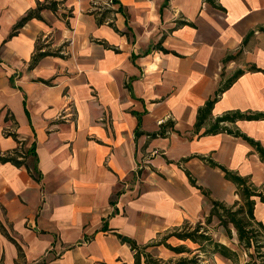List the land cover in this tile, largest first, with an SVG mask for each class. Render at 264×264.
<instances>
[{
  "label": "crops",
  "instance_id": "0c3cea01",
  "mask_svg": "<svg viewBox=\"0 0 264 264\" xmlns=\"http://www.w3.org/2000/svg\"><path fill=\"white\" fill-rule=\"evenodd\" d=\"M43 1L0 0V153L34 143L41 173L36 180L25 165L0 161V264H134L119 234L155 258L175 259L164 243L149 244L210 207L185 173L214 168L199 157L264 185V161L248 142L202 134L226 112L264 114V0H55L56 10L43 9L11 36ZM37 47L61 55L30 67ZM237 70L195 133L198 108ZM167 121L197 135L195 143L161 129ZM221 125L264 147V117ZM177 144L181 159L194 156L178 172L163 157L141 159ZM139 165L142 183L134 181ZM156 169L167 179L156 180ZM255 216L264 224L259 199ZM229 228L231 236L215 240L237 251L236 260L213 253L201 264H250Z\"/></svg>",
  "mask_w": 264,
  "mask_h": 264
},
{
  "label": "trees",
  "instance_id": "16d2710c",
  "mask_svg": "<svg viewBox=\"0 0 264 264\" xmlns=\"http://www.w3.org/2000/svg\"><path fill=\"white\" fill-rule=\"evenodd\" d=\"M114 2H118V0H112ZM212 5L216 6L215 0H207ZM58 5V1L55 0H44L43 2H38L36 7L29 10L23 17H21L13 26L10 35H15L19 28H21L28 20L32 18H41V11L43 9H51L56 10ZM100 21V20H99ZM262 30L264 28L261 27ZM42 47H37V50L33 54L30 67H33L38 60L45 56V55H61L58 51L52 52L48 50H41ZM252 69H257L255 66H251ZM243 72V70H237L235 73L228 78V80L221 84L217 93L214 97L209 98L203 106L199 107L196 114V120L194 123V132L199 133L201 127L205 124V121L211 114V110L215 101L217 100V95L220 94L224 89H226L233 80L238 77ZM264 117L262 113H243L240 111H231L222 114L221 116H217L212 123L202 132V134H215L221 131H226L229 134L234 136L241 137L246 142H248L259 154L261 160L264 161V147L260 144L259 141L247 136L245 133L240 132L239 130H232L227 126L221 125L222 122L226 121H235L237 119H258ZM142 133L138 131V127L136 130V134ZM16 137L15 134H12ZM152 137H156L160 135L158 132H153L150 134ZM19 140L17 139V143L19 144ZM24 142L19 147H15L11 152L1 154L0 153V161L2 162H12L16 166L25 165L27 170L29 171L30 175L39 180L41 177V173L37 166V155L35 152V145L32 143L31 147L24 150L23 147ZM208 165L211 167H218L224 172V177L230 181H232L240 194V200L236 201L232 205H227L221 200L211 199V208L210 212L206 217V222L210 223L213 216H216L219 222V225L223 226L227 234L231 235V230L229 228V224H232L235 228L238 242L239 244L248 252V256L250 259H254V256L257 259L264 258V254L262 252L263 241H264V224L262 221L258 220L255 216V199L254 196H257L259 200L264 204V193L250 181L249 177L242 176L237 172H234L224 165H221L214 161L210 157L201 156ZM27 159H32V164L27 162ZM185 160V159H183ZM185 173L188 176L189 182L198 189H201L203 193L207 194L206 190H204L201 186L196 184L195 179L191 176L188 170H185ZM187 230V229H186ZM184 229L175 230L168 234V236H176L180 239H190L194 242H205L203 246L199 248L202 251L210 250V253H219L227 258L232 260H236L237 258V251L232 250L230 247L222 244L218 241H215L211 234L207 232V229H203L201 224H197V226L191 230L188 229L186 231ZM122 241L129 243L131 249L134 251V264L141 263V257H144L145 264H198V260L196 258H187L181 257L176 261L168 260L164 261L159 258H155L149 253L145 252V248L148 245H138L135 240L118 235ZM165 239V238H164ZM15 242V241H14ZM158 243H164L169 249L173 250L174 252H183L185 249L180 246H172L166 244L164 240H161L157 243H152L149 245H154ZM19 252H21L20 246L16 243ZM207 245V246H206ZM250 260V264L253 262Z\"/></svg>",
  "mask_w": 264,
  "mask_h": 264
},
{
  "label": "rangeland",
  "instance_id": "374dc122",
  "mask_svg": "<svg viewBox=\"0 0 264 264\" xmlns=\"http://www.w3.org/2000/svg\"><path fill=\"white\" fill-rule=\"evenodd\" d=\"M223 73L226 77V74L224 71H223ZM163 126L164 127H161V129L164 128L166 130H171L173 135L179 136L182 140H188L191 143H195V140L197 139L196 138L197 135H195L193 132L180 131V130L178 132H176L174 129L173 121H172V124L167 121ZM178 145L179 144L175 145L174 152H170L169 155L163 156L161 154V151H155L152 153L150 152L149 153L150 156L146 155V154L143 155L141 157V159L142 158L149 159V158H152L154 155L163 157L162 159L166 160V162L169 163L171 168L173 170H175L176 172H178L180 169H183L184 167H186L187 162L194 159V156L190 157L189 159H188V157L181 159V157H179V155L181 153V149ZM26 148H27V146H26ZM186 156H188V155H186ZM169 159H171V161ZM183 159H185V160H183ZM201 161L203 162L204 160L201 159ZM141 164H144V162ZM205 166H207V165L205 164ZM209 168L208 169L206 168L207 169L206 171L201 170V171H197V173H195L196 172V169H195V170H192V172H191V176L195 179L196 183L199 186H201L204 190H206V192H207V194H205V193H203V191L201 189L197 188L205 196L206 203H207L208 207L209 206L211 207V199L221 200L229 206L234 204L237 200L239 201L240 200V194L238 193L237 187L235 185L233 188H228L227 186H225L223 183H221L220 174H222V172L220 173L219 168H217V167H214L211 169H209ZM230 169L234 170L232 168H230ZM136 170H137V172L135 171L134 181L137 183H142L144 180L146 181V179H145L146 175L143 172V166L142 165L137 166ZM152 175L155 177L156 180L167 179V176L165 175V173H162V172L158 171L157 169L153 170ZM222 178H224V177H222ZM249 179L258 188V190H260L264 193L263 183L255 182L254 181L255 179L253 180L252 176H250V175H249ZM254 199H259V198L257 196H254ZM210 207L205 210L204 214L202 215V218L198 219L197 221L196 220L190 221L191 223L185 222L181 226L176 227L175 230H180V229L186 230L187 229L186 231H188V229L191 230V229L195 228L197 226V224H201L203 226V229L204 228L207 229V232L209 234H211V237L214 240L220 239L219 237H221V233L227 234V231L223 226L219 225V222H218V219L216 216L212 217V220L210 223L206 222V217L210 212ZM229 226L233 227L232 224H229ZM218 231H220V232H218ZM166 237H168V235L165 236V240L167 239ZM171 239L173 241H175L174 238H171ZM161 240H164V238H161ZM183 240H187L186 244L178 245V246L183 247L185 249V251H183V252H174L173 250H171L167 247L168 250L173 254V256H176V258L172 259V261H176L181 257H187V258H196L198 260V264H201L207 257H210V254H213V253L209 252L210 251L209 249L207 251H202L199 248L200 246H203L205 244V242L204 243L203 242H201V243L200 242H194L190 239H183ZM173 244H175V243H173ZM159 259L164 260V261H168V259L167 260L163 259V258H159Z\"/></svg>",
  "mask_w": 264,
  "mask_h": 264
}]
</instances>
